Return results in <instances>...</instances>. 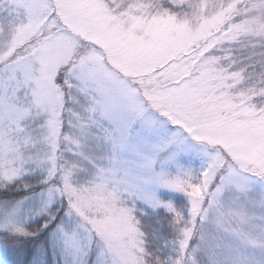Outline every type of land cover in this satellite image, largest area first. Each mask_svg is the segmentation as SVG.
<instances>
[{
    "label": "snow or ice",
    "instance_id": "obj_1",
    "mask_svg": "<svg viewBox=\"0 0 264 264\" xmlns=\"http://www.w3.org/2000/svg\"><path fill=\"white\" fill-rule=\"evenodd\" d=\"M0 264H264V0H0Z\"/></svg>",
    "mask_w": 264,
    "mask_h": 264
}]
</instances>
